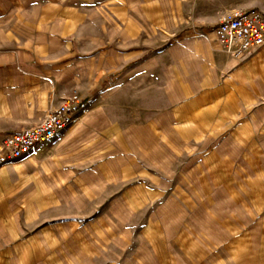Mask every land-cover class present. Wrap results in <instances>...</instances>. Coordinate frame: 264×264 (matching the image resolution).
<instances>
[{"label": "rangeland", "instance_id": "obj_1", "mask_svg": "<svg viewBox=\"0 0 264 264\" xmlns=\"http://www.w3.org/2000/svg\"><path fill=\"white\" fill-rule=\"evenodd\" d=\"M231 3L264 12V0H0V56L68 55L99 82L62 145L0 159V264H264V110L202 103L194 127L182 101L198 38L215 39Z\"/></svg>", "mask_w": 264, "mask_h": 264}, {"label": "crops", "instance_id": "obj_2", "mask_svg": "<svg viewBox=\"0 0 264 264\" xmlns=\"http://www.w3.org/2000/svg\"><path fill=\"white\" fill-rule=\"evenodd\" d=\"M227 4L220 11L236 8ZM209 10V9H208ZM219 8L198 15L218 14ZM216 42V43H215ZM39 51V50H38ZM29 48L18 55L0 56V144L6 135L35 126L47 113L56 109L68 93L76 88L83 100L99 86L85 62L77 66L68 55L54 56ZM85 82H89L86 88ZM91 84V85H90ZM89 90V94L85 95ZM182 100L187 115L186 126H198V104L205 103L218 111L219 105L231 104L233 112L248 110L258 114L264 110V47L240 60L230 58L215 39L198 38V77L187 82ZM75 91V90H73ZM73 91L69 94L71 95ZM84 95V96H83ZM199 112V113H198ZM191 121L195 123L192 124ZM62 131L34 148L35 151L54 149L63 144Z\"/></svg>", "mask_w": 264, "mask_h": 264}, {"label": "built area", "instance_id": "obj_3", "mask_svg": "<svg viewBox=\"0 0 264 264\" xmlns=\"http://www.w3.org/2000/svg\"><path fill=\"white\" fill-rule=\"evenodd\" d=\"M215 37L230 58L240 60L246 57L264 47V12L243 8L226 11L215 28ZM80 101V95L74 91L35 126L6 135L0 145V159L22 158L42 142L71 127Z\"/></svg>", "mask_w": 264, "mask_h": 264}]
</instances>
